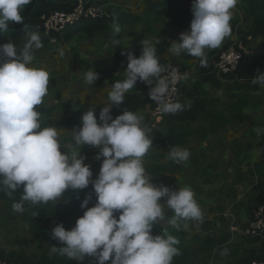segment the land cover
<instances>
[{
    "label": "trees",
    "instance_id": "1",
    "mask_svg": "<svg viewBox=\"0 0 264 264\" xmlns=\"http://www.w3.org/2000/svg\"><path fill=\"white\" fill-rule=\"evenodd\" d=\"M172 2L173 0H164L154 3L152 10L160 16L167 17L171 13ZM77 3L78 0H29L27 6L20 8L10 6L8 0H0V48L9 46L11 41L17 40L24 32L38 31L43 34L44 15L55 10L71 11ZM242 3L252 20L250 29L238 30L241 43L247 48L249 38L260 36L264 39V0H242ZM137 21L145 22L151 30L149 18L117 13L110 18L85 19L63 33L52 32L51 37L66 42L82 31L92 37L94 32L111 29L112 25ZM166 44L171 45L169 42ZM183 46L186 50L193 47L188 44ZM164 52L165 45L157 42L153 45L148 44L143 57L133 63L121 54L87 62V66L93 67L97 73L103 70L126 71L130 68H136L141 73L149 69L150 74L135 91L128 77L110 78L109 83L113 88L126 87L130 90L129 93L117 98L112 105L115 126L123 120L138 118L140 112L148 107L153 108L162 98L165 79L157 67L160 63L159 56ZM184 55L190 59H197L196 81L194 80L197 83L187 92L190 105L168 109L164 114L167 116V125L157 133L158 138L174 147L186 145L192 134L202 130L192 126L200 118L208 122L217 119L226 122L228 118L231 121H240L244 109L258 107L263 103L260 94L262 90L260 84L264 86L263 50L247 49L238 69L229 74H219L215 70L214 63L219 55L215 51L209 52L203 58L197 57L194 53L184 52ZM180 66L186 67L182 64ZM228 81H234L236 84L232 89L238 91L237 94H232L228 102L210 96L204 88L205 83L216 89L222 88ZM185 85L181 87L183 92L186 91ZM52 110L53 108L17 102L6 105L0 103V119H3L8 127L20 129L29 124L31 113H50ZM52 124L53 122L47 121L40 125L39 131H26L22 139L0 140V195L36 213L32 218L34 222L32 231L36 235L47 237L51 249L46 250L38 261H33L27 254L0 250L1 259L24 264H126L125 259L131 264H194L192 258L195 253L185 232L137 214L140 211L152 212L156 208L152 198L130 196L127 189L121 185H101L73 176L71 163L49 143L50 134L46 129ZM62 124L77 125L78 120L74 114ZM108 125V123L90 125L89 130H95L96 138L100 139L107 132ZM77 131L81 136L85 130L79 128ZM133 138H136V134ZM146 141L144 139L137 146L124 147L126 150L137 149L140 153L153 152V148L145 144ZM234 146L238 150L235 156L239 157L243 144L235 140ZM252 166L250 168L252 173L263 180L254 185L249 192L248 214L251 218L252 209L264 205V159L253 163ZM18 169L24 170L42 189L69 200L73 206L69 215L63 214L60 222L47 221L43 215L51 213L50 209L47 210V205L41 206L40 202H32L31 194L23 190L21 181L16 177L15 172ZM156 170L150 169L151 172ZM69 219L74 221L73 231L67 227ZM228 238L225 234L220 238L205 236L201 238L204 243L198 252L202 254L222 252L223 247H226L232 264H251L254 260H264L262 255H258L262 252L264 256V246L260 250L255 247L243 248L239 244L227 243ZM250 238L252 241L258 240Z\"/></svg>",
    "mask_w": 264,
    "mask_h": 264
},
{
    "label": "rangeland",
    "instance_id": "2",
    "mask_svg": "<svg viewBox=\"0 0 264 264\" xmlns=\"http://www.w3.org/2000/svg\"><path fill=\"white\" fill-rule=\"evenodd\" d=\"M8 4L24 8L28 3L27 0H8ZM169 15L171 16V14ZM202 20L203 18L197 19L198 22ZM230 24H233V22L228 20L227 25ZM166 29H170V27L167 26ZM43 32V34L38 31L24 32L17 40L11 41L12 43L9 46L0 48V75L6 70L7 64L13 63V60L19 62L18 69L14 71L19 72V76L26 75L30 77V74L34 76L36 67H39V71L42 72L46 67L52 68L51 72L48 71V77L39 75L36 76L38 81H35L34 84H32L33 82L28 83L25 93L17 91L15 80L7 78L6 83L0 87L1 104L6 105L13 101H18L23 104H37L41 107L50 106V108L56 109L55 104L54 106L52 105V103L56 102L52 100V96L57 97L59 95L60 97L61 94L59 92L57 94L51 93V96L47 89L55 86L52 81L53 78L60 80V71L56 67H63L64 55L75 58L77 50L66 49L70 45L64 44L65 41H60L59 39H57V42H51L47 38L45 31ZM186 38L183 37L181 39L182 44L192 45L191 40ZM236 40H230V36L225 38L220 36V39L213 40L208 39L201 44V49L205 52L215 51L216 54H220L229 46L241 43L240 38ZM227 44L228 46H226ZM172 46L173 44L169 47ZM249 48L252 47L250 46ZM172 51L169 50L168 54L170 55ZM176 60V57L170 55L169 58L165 59V62L166 64L175 63L177 62ZM87 62L89 61L80 60L81 65L84 63L87 65ZM57 72L58 75L56 76ZM0 79H2L1 76ZM142 79L143 77L137 75H132L129 78L131 83L137 85L141 83ZM21 80L23 81L22 78ZM235 84L234 81H228L222 88L218 89L207 86L209 90L207 91L211 95H221L223 97L221 100L228 102L232 98V94L238 93L237 90L232 89ZM109 87L111 90H115L110 84ZM260 92L263 103L258 107H247L240 121H231L228 118L226 122L219 119L208 122L206 119L200 118L194 122L192 126L202 130L190 136V139H188V142L190 141L188 150L185 147H170L164 140L157 137V133L161 132L167 123L166 115L153 118L150 124L148 119H141L139 125L137 124V134L147 140L145 144L149 143L151 148H153L151 153H140L137 149H125L124 145L129 144L132 141L131 138H133V125L130 121L134 120H129L128 122L130 123L126 124L123 120L116 125V128L120 125L121 133L118 134V132L113 131V136L115 135L117 138L115 144H105L100 141L111 133L108 130L102 138L97 139L95 136L96 131L89 130V126L92 124L80 127L85 130L84 136L87 133L93 134L85 140L77 138L82 137V135H78V131L74 135H71V131L60 132L59 130L55 131V133L52 132V134L47 132L49 127L65 126L61 120L53 121L52 125H48L46 132L50 134V145L71 163V174L73 176L101 185H121L127 189V193L130 196L152 198L156 203V208L152 212L140 211L137 214L151 221L174 226L178 230L185 232L191 243L192 251L195 253L192 258L194 264H232L231 256L226 247H223V251L219 253L217 251L209 254L198 252L199 247L204 243L201 238L206 236L198 237L199 233L202 232L201 234L203 235L208 233L206 230L212 228V220L221 216L217 213L218 203L222 201L221 195L225 193L224 190L223 192H216V194L213 192L215 200L212 204L208 200L200 199L208 187L203 186L202 192L198 187V179L199 175L209 176L215 173L213 184L219 182V185L224 188L236 189L241 195H246L254 185L263 180L262 177L252 173L250 164L241 165L239 171H237L228 162L224 161L230 150V139L231 142L233 139L243 140L249 145L250 151L244 161L247 158L250 160L248 163L264 159L263 85ZM19 94L21 95L19 96ZM182 96L183 94L181 93L180 106L186 105V101L183 102L181 100ZM108 118V124L114 123L112 107L110 112H108ZM47 121L51 120H45V122ZM45 122L34 119L32 126L35 131H39L40 125ZM23 137V129L10 128L3 119H0V140L22 139ZM61 137H66V140H62ZM61 141H64V143ZM197 155H202L203 161L195 164V161L200 158ZM149 168L157 170L156 172H151ZM15 174L18 180L21 181L23 190L31 194L30 198L33 203L40 202L41 206H48L47 210L50 209L51 213L43 215L47 221L60 222L63 219V214L69 215L72 211L73 206L69 200L59 194L42 189L24 170L18 169ZM182 188L184 190H181ZM239 214H242V212ZM35 216L36 213L28 211L21 204L7 200L0 195V250L27 254L33 261L40 260L45 251L51 249V245L47 237L33 233L34 222L32 218ZM225 218H235L231 221L235 220L237 225L245 228V226L243 227L245 223H243V218H238V216L234 215ZM188 222H193V226H188ZM224 223L225 221L221 223L222 230L224 229ZM199 225L201 226L199 227ZM67 227L71 231L74 230L75 226L72 219H69ZM229 227L227 225L224 231L228 230ZM238 233L240 238H234L231 231V244L238 243L243 248L255 247L257 250L263 248V242L259 240L252 241V238H246L241 232ZM245 238L246 240H244ZM258 255H262L264 258L262 252H259ZM124 262L131 264L128 259H125Z\"/></svg>",
    "mask_w": 264,
    "mask_h": 264
},
{
    "label": "crops",
    "instance_id": "3",
    "mask_svg": "<svg viewBox=\"0 0 264 264\" xmlns=\"http://www.w3.org/2000/svg\"><path fill=\"white\" fill-rule=\"evenodd\" d=\"M161 1L164 0H92L93 4L102 7L112 14L127 13L149 18L151 21V30H149L147 24L142 21L130 22L124 25L115 24L112 25L111 29L94 32L92 37L82 31L77 33L73 38L64 42V44L70 45L66 49L77 50V55L75 58L73 56L70 57L64 55L65 58L63 61V67H56L60 71V80L53 78L52 81L55 86L47 89L50 95L51 93L57 94L58 92L61 94L60 97H53L51 95L52 100L56 101L55 103H52L53 106L55 104L56 109H53L50 113H31L29 115V124L21 127L20 129H23L24 133L26 131H35L32 126L34 119L44 122L45 120H51L52 122L56 120L65 121L74 114L75 118L78 120L77 125H65L56 128L49 127L47 132L52 134V132L55 133V131L59 130L60 132L71 131V135H74L75 132H77V130L84 125L107 123L109 119L108 112H110L115 100L130 92V90L126 87H119L115 88V90H111L109 87L110 78L118 76L130 78L129 72L137 71V73L133 74V76H141L143 77L142 81H144L150 74L149 69L140 73L136 68H130L126 71L119 72L103 70L100 73H97L93 67H89L85 63L81 65L80 60L92 62L98 59L111 58L116 54H121L124 55L129 62L133 63L143 57L148 44L153 45L157 42H161L165 45V52L159 56L160 63L157 67L158 70H162L163 66L166 64L165 59L169 58L171 55L176 57L177 62L175 63L189 67L195 73L197 59L187 58L184 55V52L194 53L197 57L203 58L209 53L201 49V44L203 42H206L208 39H220V36H222V38L230 36V40H238V38H240L238 30H247L252 26L251 17L243 8L242 0H173L171 4V16L169 15L170 17L160 16L157 12L152 10V5ZM27 3H29V0H27ZM27 5L28 4H26V6ZM198 18H203V20L198 22ZM228 20H231L233 24L227 25ZM167 26H169L170 29H166ZM183 37H187L191 40L193 47L190 50H186L183 46V42L181 40ZM166 42L173 44V46L169 47ZM177 45H179L180 49H178ZM226 46H228V44ZM250 46L252 48H249ZM260 46L262 47L260 48ZM263 48L264 39L262 37L257 36L249 38L247 49H261L264 51ZM169 50H173L170 55L168 54ZM65 52L69 54L67 50H65ZM18 66L19 62H15L14 60L12 64H7L6 70L0 75L2 77V79H0V87L6 83L7 78H10L15 80L14 83L17 91L25 93L28 83L33 82L32 84H34L35 81H38L36 76L41 75L43 77H48V71H52L51 67L44 68L45 70L43 72L39 71V67H36L34 76L30 73V77H27L26 75L19 76V72H14L18 69ZM40 67L43 68L42 66ZM57 75L58 72L56 76ZM195 81L186 84V91L182 92L183 96L181 100L183 102L186 101L187 106L190 105V99L187 92L197 83H195ZM138 86L139 83L138 85L133 84V90L135 91ZM207 86L212 88L211 85L205 83L204 88L206 90H208ZM260 86H262V84H260ZM62 92L64 93L63 95ZM20 95L21 94H19V96ZM210 96L223 99L221 95L210 94ZM13 102L20 103L18 101ZM25 105L38 106L37 104ZM43 107L50 108V106ZM245 110L246 109H244V111ZM151 111L152 108L148 107L140 112L138 118L124 120L125 124L131 122L133 125L132 137L136 134V138H131L132 141L127 145L136 146L137 144H140L141 141H144V139L137 134V124L139 125V121L141 119H148L150 121L148 123L150 124L153 118H158V116H154ZM85 118H87L86 121ZM129 120L134 121L128 122ZM111 124L108 126V131L111 133L107 135V137H103L102 140H100L105 144H115V141H117L116 136H113V131L118 132V134L121 133L119 127L120 125L116 128L117 126H115L113 122ZM166 125L167 123L165 124V127ZM84 135L85 134H83L82 137H76L80 140H85L86 138H90L93 134L87 133L86 136ZM61 139L65 141L66 137H61ZM235 140L243 144V149L240 152L239 157L235 156V153H238L236 146H234ZM64 141L61 142L64 143ZM146 144L150 146L149 143ZM189 145L190 141L184 146L175 148L185 147L186 150H188ZM229 146L230 150L227 157L224 158V161L228 162V164L235 170L239 171L241 165L250 164L251 167H253V163L259 162L256 160L248 163L250 161L248 158L245 160L246 162L244 161L247 154H249L250 147L243 140L233 139L231 142L230 139ZM197 157L200 158L195 161V164L196 162L203 161L202 155H197ZM215 175V173L209 176L199 175L198 187L202 192L203 186L208 187L205 193L203 192L200 199L208 200L211 204L214 203L213 201L215 200L213 192L216 194V192L225 191V193L221 195L223 198L222 201L218 203L217 213L221 216L215 217L212 220L211 226L213 229L209 228V230H206L208 233L204 235L201 234L202 232L199 233L198 237L206 235L208 238H220L222 234H225L229 237L227 243H231V227L238 226L240 228L241 226L237 225L235 220L233 222L231 221L235 218L228 219L225 217L234 215L238 216V218H243V223L245 222L243 227L245 226V228L241 227L240 229H246L248 227L251 218L248 214V200L251 189L246 195H241V193H239L236 189L224 188L222 185H219V182H217V184H213L212 181L214 180ZM221 187L222 189H220ZM181 190H184V188ZM240 212H242V214H239ZM222 221H225L224 229L227 225L230 226L228 230H222ZM193 222H188L187 225L193 226ZM200 226L201 225H199V227ZM232 235L234 238H240L238 232H234Z\"/></svg>",
    "mask_w": 264,
    "mask_h": 264
},
{
    "label": "built area",
    "instance_id": "4",
    "mask_svg": "<svg viewBox=\"0 0 264 264\" xmlns=\"http://www.w3.org/2000/svg\"><path fill=\"white\" fill-rule=\"evenodd\" d=\"M113 14L100 6L93 4L92 0H78L77 5L71 11H52L44 15L42 28L47 38L51 42H57L56 37H51V33H63L71 26L79 24L85 19L110 18ZM247 48L242 45H231L218 55L214 67L219 74H229L235 72L240 64L243 54ZM165 82L162 98L152 108L154 116H163L170 108L180 106L181 87L184 84L193 82L196 79L195 73L189 67H181L177 63L165 64L161 70ZM194 79V80H193ZM252 218L246 229H240L238 226H232L231 231L241 232L244 236L257 238L264 243V205L255 206L252 209ZM0 264H24L17 261H9L0 258ZM251 264H264V260H254Z\"/></svg>",
    "mask_w": 264,
    "mask_h": 264
},
{
    "label": "water",
    "instance_id": "5",
    "mask_svg": "<svg viewBox=\"0 0 264 264\" xmlns=\"http://www.w3.org/2000/svg\"><path fill=\"white\" fill-rule=\"evenodd\" d=\"M135 73H137V71H130L129 72V76H132L133 74H135ZM169 84H168V82L166 81L165 82V87H167Z\"/></svg>",
    "mask_w": 264,
    "mask_h": 264
},
{
    "label": "bare ground",
    "instance_id": "6",
    "mask_svg": "<svg viewBox=\"0 0 264 264\" xmlns=\"http://www.w3.org/2000/svg\"><path fill=\"white\" fill-rule=\"evenodd\" d=\"M40 19V18H39ZM104 24V23H103Z\"/></svg>",
    "mask_w": 264,
    "mask_h": 264
}]
</instances>
